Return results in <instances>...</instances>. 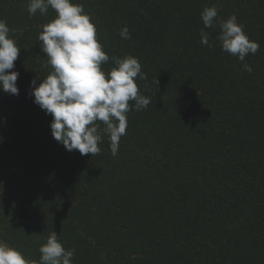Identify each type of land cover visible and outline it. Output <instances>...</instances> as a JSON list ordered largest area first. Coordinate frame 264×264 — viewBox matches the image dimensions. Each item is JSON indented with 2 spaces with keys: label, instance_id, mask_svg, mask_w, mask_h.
Returning <instances> with one entry per match:
<instances>
[{
  "label": "trees",
  "instance_id": "1",
  "mask_svg": "<svg viewBox=\"0 0 264 264\" xmlns=\"http://www.w3.org/2000/svg\"><path fill=\"white\" fill-rule=\"evenodd\" d=\"M73 2L97 28L105 73L113 56L136 57L151 103L127 113L116 156L106 134L97 155L67 151L31 95L33 78L51 71L38 36L56 13L0 0L21 48L9 70L19 94L0 90V240L31 264L54 231L72 264H264V0ZM212 6L218 21L205 28ZM233 14L260 45L244 61L218 40L219 20Z\"/></svg>",
  "mask_w": 264,
  "mask_h": 264
},
{
  "label": "clouds",
  "instance_id": "2",
  "mask_svg": "<svg viewBox=\"0 0 264 264\" xmlns=\"http://www.w3.org/2000/svg\"><path fill=\"white\" fill-rule=\"evenodd\" d=\"M49 8L56 16L43 25L38 40L41 50L47 56L46 67L51 71L40 83L31 81V95L46 114L53 119L50 124L53 138L69 152L78 150L81 155H97L98 146L106 134L110 150L116 156L120 138L126 134L127 113L133 108L146 109L150 97L142 95L136 83L137 78L146 79L139 60L133 56H113L115 67L105 73L102 64L110 57L103 50L97 38V28L84 6L73 0H29V16L45 15ZM205 28H211L218 21V8L205 7L201 12ZM222 50L244 61L249 54L255 55L259 43L247 36L243 25L233 14L226 20H219ZM7 22L0 19V90L18 95L16 81L19 73L14 69L20 47L12 38ZM122 39H130L127 27L120 30ZM201 43L208 47L209 35L201 30ZM244 70L251 73L252 67L244 64ZM130 101H134L130 105ZM104 127L101 128L100 124ZM39 264H72L74 250L66 249L52 232L46 243L39 247ZM0 264H31L16 248L0 241Z\"/></svg>",
  "mask_w": 264,
  "mask_h": 264
},
{
  "label": "rangeland",
  "instance_id": "3",
  "mask_svg": "<svg viewBox=\"0 0 264 264\" xmlns=\"http://www.w3.org/2000/svg\"><path fill=\"white\" fill-rule=\"evenodd\" d=\"M0 135L4 138H6V127H5V122L4 118L0 114ZM2 241V240H0ZM8 244V243H7ZM10 245V244H9ZM11 246V245H10ZM13 247V246H12Z\"/></svg>",
  "mask_w": 264,
  "mask_h": 264
}]
</instances>
